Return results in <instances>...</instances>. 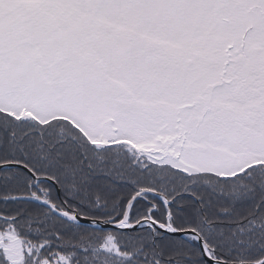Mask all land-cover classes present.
<instances>
[{
  "label": "snow or ice",
  "instance_id": "snow-or-ice-1",
  "mask_svg": "<svg viewBox=\"0 0 264 264\" xmlns=\"http://www.w3.org/2000/svg\"><path fill=\"white\" fill-rule=\"evenodd\" d=\"M0 264H264V0H0Z\"/></svg>",
  "mask_w": 264,
  "mask_h": 264
}]
</instances>
